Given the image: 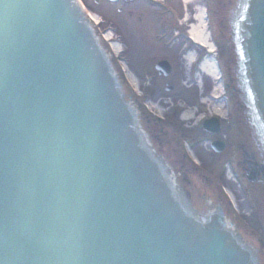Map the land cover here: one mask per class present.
I'll use <instances>...</instances> for the list:
<instances>
[{"label":"water","instance_id":"obj_1","mask_svg":"<svg viewBox=\"0 0 264 264\" xmlns=\"http://www.w3.org/2000/svg\"><path fill=\"white\" fill-rule=\"evenodd\" d=\"M229 28L264 177V0ZM195 176L79 0H0V264H260Z\"/></svg>","mask_w":264,"mask_h":264},{"label":"flooded vegetation","instance_id":"obj_2","mask_svg":"<svg viewBox=\"0 0 264 264\" xmlns=\"http://www.w3.org/2000/svg\"><path fill=\"white\" fill-rule=\"evenodd\" d=\"M83 1L95 12L103 8L105 14H100L104 17L103 27L121 33L128 49V66L133 60L129 42L132 43L133 39L139 44L133 70L137 80L141 81L139 100L158 117V123L170 132L175 147L181 149L180 145H187L189 154L209 178L206 192L213 196L219 187L234 193L227 184L225 167L228 169V162L236 166L241 182L238 185L240 188L234 184L239 196V208L251 226L245 230L246 237L257 245L259 235L264 238V177L252 171L251 167L262 162L263 158L261 155L256 156L257 146L245 120L234 62L222 53L221 46L222 42L227 43L229 37L224 17L229 13L232 0ZM206 4H209L212 16L210 28L216 45L213 54L208 44L196 40L192 33V27L198 25L202 30ZM194 11L198 15H194ZM119 13L128 16L129 21H134L133 36L120 20ZM216 61L222 63L225 70L222 76L223 90L219 89L222 85L215 77L202 68L204 63L214 65ZM137 65L144 69L138 71ZM219 90L221 93H218ZM156 101L160 103L158 108L154 107ZM210 103L213 104L212 110L209 108ZM197 149L200 151L197 152ZM199 153L206 154L211 162H206L205 155L201 157ZM217 157L223 158L221 169L217 168V163L214 164ZM251 217L254 223L249 220Z\"/></svg>","mask_w":264,"mask_h":264},{"label":"rangeland","instance_id":"obj_3","mask_svg":"<svg viewBox=\"0 0 264 264\" xmlns=\"http://www.w3.org/2000/svg\"><path fill=\"white\" fill-rule=\"evenodd\" d=\"M107 12H109V13H111L110 11H107ZM96 13L97 14H101V15H104L105 14V11H104V9L103 8H100V10H97L96 11ZM194 15H198V13H197V11H194ZM118 16L120 17V20L121 21H123L124 22V24L126 25V27L128 28V30H129V32L131 33V35L133 36L134 34H135V26H134V21H129L128 20V16L127 17H125V16H123V15H120V13L118 14ZM188 15H186V17H187ZM99 18V17H98ZM131 41H132V43L131 42H129V44L131 45V53H132V56H133V60H132V62L130 63V65H129V69H130V72L132 73V76H134V78H136L137 79V77H136V74H134V72H133V70H134V65H135V62H136V60H137V57H138V53H139V50H138V46H139V44H137L136 42H135V40L133 41V39H131ZM221 46H222V53H226L227 55H229V44L228 43H223L222 42V44H221ZM124 48V46H120V49H123ZM176 51L178 52V49H176ZM137 68H139V70L138 71H142L144 68L141 66V65H137ZM149 67H147V68H145V69H148ZM132 78V77H131ZM135 79V80H136ZM132 80H133V78H132ZM138 84H140L141 83V81H139V80H137L136 81ZM168 95H170V94H168ZM173 95V94H172ZM169 98H167V100H168ZM160 106V103L158 102V101H156V102H154V107H156V108H158ZM212 104L210 103V106H209V108L212 110ZM162 113L163 114H166V111H164V110H162ZM198 151H200V149H197V152ZM199 155L201 156V157H204V155H205V157H206V162H211V159L210 158H208V156L206 155V154H202L201 155V153H199ZM223 158L222 157H217L215 160H214V164H218V169H221V165H223ZM225 173H226V175H225V178H226V180H227V184L229 185V187H230V189L234 192V195H235V197H236V199H237V201H238V199H239V196H237V192L235 191V189H236V187H235V185H234V182L230 179V176H229V172H228V169L225 167ZM246 210V209H245ZM262 211H264V210H262ZM246 212H248V210H246ZM263 213V212H262ZM262 216L264 217V213L262 214ZM249 220L251 221V222H253V218L251 217V218H249ZM254 223V222H253Z\"/></svg>","mask_w":264,"mask_h":264},{"label":"bare ground","instance_id":"obj_4","mask_svg":"<svg viewBox=\"0 0 264 264\" xmlns=\"http://www.w3.org/2000/svg\"><path fill=\"white\" fill-rule=\"evenodd\" d=\"M95 20H96V19H95ZM199 26H200V25L195 26V27H192V33H193L196 37H198V38H200V39H206V38H207L206 33L203 32ZM106 38L109 40V39H110V35H107ZM111 44H112V47H113L114 51H116V52H119V51H120V46H119L117 43L112 42ZM190 58H191V57H190ZM202 68H203L208 74L215 75L214 67H213V65H212L210 62H206V63H204ZM133 82H134V83H137L136 80H135L134 78H133ZM137 85H138V84H137ZM215 110H217V109H215ZM184 118H186V117H184Z\"/></svg>","mask_w":264,"mask_h":264}]
</instances>
